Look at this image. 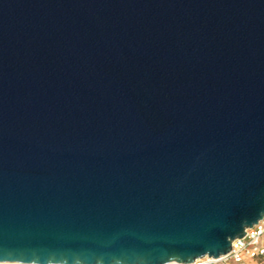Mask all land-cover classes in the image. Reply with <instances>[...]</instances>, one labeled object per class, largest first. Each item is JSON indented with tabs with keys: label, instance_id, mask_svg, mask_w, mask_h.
Listing matches in <instances>:
<instances>
[{
	"label": "water",
	"instance_id": "1",
	"mask_svg": "<svg viewBox=\"0 0 264 264\" xmlns=\"http://www.w3.org/2000/svg\"><path fill=\"white\" fill-rule=\"evenodd\" d=\"M264 218V0H0V262L193 264Z\"/></svg>",
	"mask_w": 264,
	"mask_h": 264
},
{
	"label": "built area",
	"instance_id": "2",
	"mask_svg": "<svg viewBox=\"0 0 264 264\" xmlns=\"http://www.w3.org/2000/svg\"><path fill=\"white\" fill-rule=\"evenodd\" d=\"M239 257V259H237ZM248 259L264 262V218L253 227L248 228L246 235L232 242L231 251L219 258L205 256L197 259L206 263L221 262L223 264H244ZM207 260V261H206ZM1 264H12L3 262Z\"/></svg>",
	"mask_w": 264,
	"mask_h": 264
},
{
	"label": "rangeland",
	"instance_id": "3",
	"mask_svg": "<svg viewBox=\"0 0 264 264\" xmlns=\"http://www.w3.org/2000/svg\"><path fill=\"white\" fill-rule=\"evenodd\" d=\"M206 264H223V263L215 262V263H206ZM244 264H264V262H261V261H258V260H250V259H248Z\"/></svg>",
	"mask_w": 264,
	"mask_h": 264
},
{
	"label": "bare ground",
	"instance_id": "4",
	"mask_svg": "<svg viewBox=\"0 0 264 264\" xmlns=\"http://www.w3.org/2000/svg\"><path fill=\"white\" fill-rule=\"evenodd\" d=\"M3 263V262H0V264ZM12 264H35V263H13L11 262ZM169 264H179L177 262H172V263H169Z\"/></svg>",
	"mask_w": 264,
	"mask_h": 264
},
{
	"label": "clouds",
	"instance_id": "5",
	"mask_svg": "<svg viewBox=\"0 0 264 264\" xmlns=\"http://www.w3.org/2000/svg\"><path fill=\"white\" fill-rule=\"evenodd\" d=\"M237 259H239V257H237ZM197 264H204V262L203 261H197Z\"/></svg>",
	"mask_w": 264,
	"mask_h": 264
}]
</instances>
